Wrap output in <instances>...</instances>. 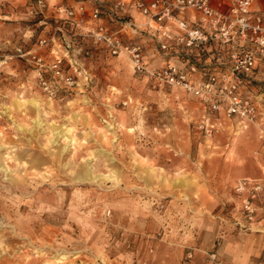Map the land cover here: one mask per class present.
Instances as JSON below:
<instances>
[{"label": "rangeland", "instance_id": "1", "mask_svg": "<svg viewBox=\"0 0 264 264\" xmlns=\"http://www.w3.org/2000/svg\"><path fill=\"white\" fill-rule=\"evenodd\" d=\"M256 7L264 13V0ZM64 32L0 5V264H209L212 252L226 264L264 260V63L246 85L258 121L224 119L209 133L193 93ZM146 43L149 63L164 65L159 45ZM18 48L46 65L62 58L75 83L41 71L47 90ZM242 177L262 186L252 219L249 193L236 190ZM34 236L48 243L37 248Z\"/></svg>", "mask_w": 264, "mask_h": 264}, {"label": "built area", "instance_id": "2", "mask_svg": "<svg viewBox=\"0 0 264 264\" xmlns=\"http://www.w3.org/2000/svg\"><path fill=\"white\" fill-rule=\"evenodd\" d=\"M257 0H0L2 6H24L26 13L42 23L55 24L74 35L91 37L110 53L130 56L136 73L158 85L177 86L193 93L204 106L202 127L209 133L222 120L234 119L247 126L258 121L261 110L247 94L246 85L264 63V13ZM183 25V27H181ZM197 33L193 37L191 33ZM150 37V38H149ZM146 39L162 50L164 65L148 61ZM56 42L55 34L41 38L39 45ZM212 47L213 50H208ZM51 72L55 79L74 84L75 77L57 57L50 64L34 50L18 48ZM47 66V69H42ZM243 211L249 219L258 211L255 199L262 191L257 180L237 183ZM191 256V254H190ZM209 260L224 263L217 252ZM255 264H264L262 257Z\"/></svg>", "mask_w": 264, "mask_h": 264}, {"label": "bare ground", "instance_id": "3", "mask_svg": "<svg viewBox=\"0 0 264 264\" xmlns=\"http://www.w3.org/2000/svg\"><path fill=\"white\" fill-rule=\"evenodd\" d=\"M38 225H34V230H36V227H37ZM45 230V229H44ZM41 237V236H40ZM34 246H37V248H40L39 246H41V248L42 247H44V246H42L44 243H48V242H45V241H43L42 243H38L39 241H38V237L37 236H34ZM47 239V238H46ZM51 245V244H50ZM51 247V246H50ZM70 253V252H69ZM68 257H67V255H65V254H63V255H61L60 257H59V263H63L64 262V260L65 259H67ZM40 263V261H39V257H35L34 258V264H39ZM49 264H55V263H52V262H49Z\"/></svg>", "mask_w": 264, "mask_h": 264}, {"label": "crops", "instance_id": "4", "mask_svg": "<svg viewBox=\"0 0 264 264\" xmlns=\"http://www.w3.org/2000/svg\"><path fill=\"white\" fill-rule=\"evenodd\" d=\"M150 45H153V44L151 43ZM208 50L210 51V50H213V49H212V47H210V48H208ZM245 178H247V177H242V179H245ZM240 180H241V179H239V181H240ZM209 264H217V263L212 262V261H209Z\"/></svg>", "mask_w": 264, "mask_h": 264}, {"label": "clouds", "instance_id": "5", "mask_svg": "<svg viewBox=\"0 0 264 264\" xmlns=\"http://www.w3.org/2000/svg\"><path fill=\"white\" fill-rule=\"evenodd\" d=\"M181 27H183V25H181ZM27 35H28V36H31V35H32V33H31V32H29V33H27ZM191 35H192L193 37H196V36H198V34H197V33H195V32L191 33Z\"/></svg>", "mask_w": 264, "mask_h": 264}]
</instances>
